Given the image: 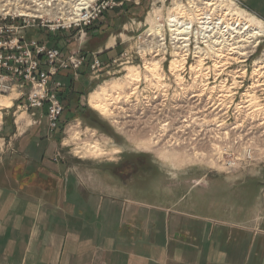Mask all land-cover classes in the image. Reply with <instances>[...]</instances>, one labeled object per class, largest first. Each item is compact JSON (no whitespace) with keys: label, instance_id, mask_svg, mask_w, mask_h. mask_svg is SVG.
<instances>
[{"label":"rangeland","instance_id":"obj_1","mask_svg":"<svg viewBox=\"0 0 264 264\" xmlns=\"http://www.w3.org/2000/svg\"><path fill=\"white\" fill-rule=\"evenodd\" d=\"M160 1L162 0H115L116 4L113 7L108 8L93 25L87 27L83 37H80L76 30L49 32L44 28H28L24 31L26 39L35 38L48 46L58 48L62 53V60L67 61L70 56L78 55L85 61L81 68L74 71L77 75L73 74L72 69L63 71L59 69V73L51 77V81H59L65 85V92L60 93L63 103L66 104V106L63 104L64 110L60 121L62 126L54 131L48 129L44 110L43 113L41 110L35 111L32 115L29 111L18 108V103L23 102L24 97L16 102L13 93L0 95V197L11 199L9 210L0 214V228L3 233L4 227L6 233L15 231L19 245L22 246L25 242L37 250L39 246L47 244L84 243L92 238L96 240L98 238V243H104L110 238L114 239V243L118 241L121 246L142 243L149 250V246L159 238L164 241L160 231L163 234L168 231L174 236L171 239L166 238L165 242L174 248L185 246L186 243L201 246L199 243H202L200 222L202 217L207 215L216 217L221 214L231 217L236 214L238 218L243 219L250 217L252 201L259 194V187L264 185L262 184L264 168H260L264 165L259 161L237 162L232 167L224 165V159L237 156V151H233L236 148V141L252 142L255 146L264 147V137L258 138L254 136V132L248 134L250 116L248 117L249 114L247 115L244 109L239 110L240 115L234 114L239 116L238 120L232 118L226 120L228 115L225 112L224 118L217 120H223L221 130L226 132L225 141L204 140L201 145L202 140L198 144L191 140L194 133L192 132L187 136L189 143L179 142L167 146L158 141L154 144L155 148L144 150L141 143L144 141L143 138H148L149 129L142 128L140 123L136 122L137 125H134V122L132 124L128 122L136 121V117L140 116V108L135 109L133 106L143 104L150 98L149 94L154 90L150 92L149 88L152 89L156 81L159 80L160 84L156 83L158 86H164L161 91L168 90L167 105L171 101L170 96L173 98L179 91L178 85L173 81L179 72L170 74L173 72L170 70V59L173 57L174 49H168L165 59L163 52L152 57L147 54L149 57H145L143 49L149 44L146 45L145 41V45L141 43V37L150 27L147 17L154 8H161L164 22L168 20L174 0H165L163 3ZM224 3L226 6L224 9L229 8L232 12H240L244 16H252L258 20L264 31V0H225ZM4 12L1 11L0 14ZM168 22L164 27L166 32L169 29ZM243 24L244 21L239 25L240 28ZM195 26L198 25L194 24V29L190 33L193 36L192 47L196 46L195 33L198 29ZM256 41L253 43V45L258 43L255 53L247 57L248 69L251 68V62L260 61L259 57L264 54V35L258 37ZM95 58L108 64L116 59L118 71H109L106 76H101L103 72L90 74L89 66L85 65V62L90 65ZM152 58L161 61V70L155 73V76H151L144 69L146 60ZM189 62L180 72L185 79L184 83L190 84L194 77L202 82L205 76L190 73L188 65L193 63V60ZM243 64L241 61L230 65L219 77L220 81L225 82L227 87L236 84V80L240 79L235 77L239 74L236 70L244 67ZM128 66L136 67L140 73L139 79L131 80L129 84L130 79L126 76ZM190 74L194 75L192 79ZM95 75H98L96 79ZM252 76L257 78L259 73L253 69ZM210 78L216 77L211 75ZM138 83L139 92L142 88V94L145 90L148 91L144 101L139 100L142 95H139L138 100L137 94L133 95V85ZM102 86L105 90H110L108 101L106 100L108 103L105 101V104L113 113L103 114L89 102L90 94ZM114 87L120 89L114 90ZM237 89L231 88L230 93L234 91L237 93L225 102L227 107L231 105L228 108L230 113L238 109L236 105L243 88ZM207 94L208 92H205V96ZM115 95L118 98L109 104ZM125 95H131L127 97V101H124ZM242 96L245 99V96L253 98L255 93L250 90ZM7 100L11 102L8 107L5 106ZM203 103L204 101H201L197 108L201 109ZM219 107L221 106L215 110L221 114L225 107L221 110ZM208 109L209 115L211 110ZM199 114L205 113L202 111ZM208 117H203L208 125H195V130L198 128L208 130L206 137L211 128H215V122L214 124L209 122ZM75 122H78V125L74 124ZM71 123L77 126V132H70ZM151 125H154L153 122ZM234 126L236 128H233ZM259 128H262V125L254 124L256 131H259ZM223 132L215 133L221 137ZM75 133L76 136L73 135ZM92 143H96L100 154L92 152L93 148H90ZM223 147L231 152L222 155ZM159 150L167 153L164 156L166 158H161ZM251 169L259 170L262 178L260 175L256 178L248 177ZM230 175L240 177L230 181L226 179ZM79 189L83 191L81 198L74 199L69 204L71 208L67 204L64 216L63 203L66 196L68 201L73 199V192H79ZM223 198L241 204V211L234 208L218 211L217 204L208 203L212 200L218 202ZM33 207L43 208L47 213L46 217L42 220L41 210L38 209L39 213L38 211L33 213L31 210ZM170 217L173 221L167 224ZM7 224L9 226H6ZM26 225L39 230L32 236L27 233ZM43 225L49 232L64 229L82 235L77 237L63 234L46 235ZM105 228L114 232L113 238L103 236L100 240L101 237L90 236L91 233L97 235L105 233ZM74 237L78 241H74ZM10 238L9 234L3 236L2 244ZM248 240L245 243L243 241V249L248 248L246 245ZM36 250L31 254H37ZM149 251L146 252L147 255L152 254ZM263 254L264 252L258 251V260ZM198 255L196 253L193 258L197 259Z\"/></svg>","mask_w":264,"mask_h":264},{"label":"bare ground","instance_id":"obj_2","mask_svg":"<svg viewBox=\"0 0 264 264\" xmlns=\"http://www.w3.org/2000/svg\"><path fill=\"white\" fill-rule=\"evenodd\" d=\"M80 1L82 4V0ZM163 1L165 0H162V2ZM224 2L225 0H196V7H185L188 9H184V7L181 5L180 0L173 1V4L171 6L173 8L169 12L170 14L167 17L168 20L166 19V22L170 21L167 24L170 28L168 29V32L170 37L174 40L173 57H171L172 60L170 59V70H172L173 72H170V74H174L177 71L179 72L173 80L175 81V84L178 85L177 87L179 91L176 93V95H174L173 98H171L170 96L171 101L169 102L168 106L166 102L169 101L167 92L168 90L162 89L161 91V88L164 86L160 87L157 85L159 83V80L156 81L157 84L155 83V86L152 87V89L149 88V91L151 90L150 92H152V90H154V92H152V94H149L150 98L146 100L144 99V97H146V93L148 91L146 92L145 90V93L142 94V88V90H140L141 92H139V83L133 85L134 87L132 88V90H134L133 95L137 94L136 100L139 99V95H142L140 96L139 100H145L143 104H137L133 106L135 109L139 107L141 110L140 116L136 117L137 120L128 121L131 122V124L134 122V125L140 123L142 125V128L149 129L147 136L148 138H143L144 141L141 143V147L144 150L152 149L154 147V144L158 141H161L162 144H166L167 146H169L170 144L172 145V143L176 145L179 142L181 144L189 143L187 141V136L191 135L192 132L194 133L191 137V140H193V142L195 141V143L197 144L200 143V140H202L200 145L205 142L204 140H207V142L215 141L214 139L225 141L226 132H223L221 130L223 120H217L222 117L224 118V112L228 115V117H226V120L231 118L234 120L239 119V116H235L234 114L240 115L241 111L230 113L227 106H224L226 97L223 94V91L226 85L224 82L222 83L220 81L219 77L222 76L224 70L230 67V65L241 63L242 60L240 59L241 57L239 55L251 52L253 49L252 43L256 39H258V37L264 35V31L261 28V25H259L260 23L258 22V20H256L252 16H244L240 12H232L231 10H229V8L224 9L226 7L224 5ZM201 3L202 5H200ZM160 6L163 7L164 5ZM79 9H84V7H81ZM1 11L7 12L9 11V9L8 7H0V12ZM23 12H26V10H24ZM32 12L41 15L46 11L44 9H40L38 11L35 10ZM61 15L64 14L56 11L53 15H51V17L59 18ZM147 21L150 23V27L146 31L148 34L146 35L147 38L145 42L146 45L149 44L147 45L149 48H146L145 46V48L143 49V51H145V56L148 54V49L151 51V49L155 46L156 42L154 36L163 35L164 27L166 24L164 22L165 19L163 18V15L161 13V8H154L147 17ZM242 21H244V24L243 27L240 28L239 25ZM187 22L191 23L192 25H198L195 26L198 30H196L195 33L197 38L194 37L196 38V46L193 47V36L192 34H190L191 31H188V27L184 26V24H187ZM199 38L201 41L198 40ZM157 46L159 47L160 43ZM259 59L261 60H257L255 62L253 61V69L257 74L259 73L260 69L264 67V54L262 57H259ZM192 60L193 63L188 65L190 73H195V76L199 75L200 77H205L201 82L200 80L198 81V79L194 77L193 74H190V78H194L190 84H185V79L181 76L180 72L181 69L186 66L188 61L192 62ZM160 62V59L155 58H152V60H146L147 64H144V69H146V72L151 76H155V73H158V71L161 70ZM139 74V70L136 69V67L128 66L126 75L128 79H130L128 81V84L129 82H131V80H138ZM211 75H214L216 78L211 79ZM258 79L259 77L254 78V83H256ZM115 89L120 88L114 87V90ZM103 91L107 92L104 93ZM108 91L110 90H105V87L102 86L99 90H96V92H92L89 97V102L92 107L96 110L98 109L103 114L113 113V111L109 110L110 108L108 109L107 104H105V101L108 99L107 96H110V93H108ZM205 92H208L206 96ZM125 96L126 98L124 101H127V97L131 95ZM115 98H118L117 95L114 96V99L110 100L109 104L114 103ZM201 101H204V103L202 104L203 107L199 109L197 107L200 105ZM10 105L11 102L7 100L5 106L8 107ZM218 106H221L219 107V110L225 107V109L222 110L221 114L219 113V111H216L218 110ZM194 108L196 109V111H194ZM208 108H210L211 110L209 115ZM202 111H204L205 114L198 115V113H202ZM195 114L197 116H195ZM204 116H209V122H211L212 124H214L215 122V128H211L208 137H206V135L208 134L207 129L198 128V130H195V125H208L207 123H205V120H203ZM162 117H164V119H162ZM152 122L154 125H151ZM155 123L158 125H156ZM74 124L78 125V122H75ZM70 125V132H75L77 126H73L72 123ZM233 128H236V126H234ZM218 131L223 132L224 137H220L215 133ZM76 134L77 133L73 135L76 136ZM92 134L93 133H91V135ZM90 148H93L92 152L100 154V149L96 146V143L90 144ZM166 154L167 153L165 152H159L161 158L166 156ZM188 156H190V154Z\"/></svg>","mask_w":264,"mask_h":264},{"label":"built area","instance_id":"obj_3","mask_svg":"<svg viewBox=\"0 0 264 264\" xmlns=\"http://www.w3.org/2000/svg\"><path fill=\"white\" fill-rule=\"evenodd\" d=\"M82 2L81 4L80 0H0V7H8L9 9L4 14H0V95L15 92L18 95L17 100H22L24 97L25 100L18 103V108L21 107L32 115L35 111L41 110L43 113L44 110V117L48 129L51 131L59 128L64 110V101L60 97V93L65 92L64 83L51 81V77L59 73V69L61 71L72 69L74 72L77 68L83 66L85 60L78 55L70 56L67 61L62 60V53L58 48L48 46L45 42L35 38L26 39L24 31L28 28H44L49 32H71V30H76L80 37H83L86 34L87 27L93 25L100 15L116 4L115 0H82ZM180 2L183 7L197 6L196 0H180ZM81 7H84V9H79ZM40 9H44L46 12L41 15L32 12ZM24 10L26 12H23ZM56 11L64 15L59 18H52L51 15ZM184 26L188 27V31L194 29L189 22ZM147 34L141 37L143 45L146 44L144 41ZM154 39L156 43L151 51L148 49L149 56L163 52V58L165 59L168 49H174V40L170 37L169 32L165 30L163 35H155ZM159 43L160 46L158 47L157 44ZM253 43L251 52L239 55L240 59L244 58L242 60L244 67L239 66L240 68L236 70L239 74H236L235 77L240 78L236 80L238 83L236 82L230 87L226 86L223 94L226 97V102L227 99L230 100L229 98L233 94L237 93L234 90V93H230L231 88L237 89L238 87L237 90L243 88L245 93L250 90L255 93V97L245 96V99L242 96L245 93L240 92L239 102L236 105L238 109L235 112L244 109L246 114H249L248 117L250 116L248 134L254 132V136L261 138L264 137V67L260 69L259 79L254 83L252 70L255 61L251 62V68L249 69L247 63L249 60L247 57L255 53L257 48L258 43L255 45ZM149 56L146 55L145 57ZM85 65L89 66L90 74L103 72L101 76H106L110 73L109 71H118L116 59L108 64L95 58L90 65L86 62ZM73 74L77 75L75 72ZM97 76L95 75V79ZM246 76H248L247 79H245ZM242 100L244 101L242 102ZM224 106L227 105L224 104ZM254 124L262 125V128L256 131ZM235 145L236 148L233 151H237V156L224 159L226 167H232L237 162L255 161H259L264 165V147L255 146L252 142L246 141L243 143L236 141ZM226 152L229 154L231 151L223 147L222 155H225Z\"/></svg>","mask_w":264,"mask_h":264},{"label":"crops","instance_id":"obj_4","mask_svg":"<svg viewBox=\"0 0 264 264\" xmlns=\"http://www.w3.org/2000/svg\"><path fill=\"white\" fill-rule=\"evenodd\" d=\"M13 94V98L17 102L18 95L15 92ZM259 175L261 177L259 170L253 169L247 174L251 178H256ZM238 177L240 176L230 175L226 179L231 181L232 179H239ZM226 179L224 180L227 181ZM78 193L80 194L79 196L77 195ZM82 193L81 189H79V192H73V199L71 198L69 201L66 196L63 203L64 216L67 204L71 208L69 204L74 199L81 198ZM208 203L217 204L218 208L216 209L218 211L233 208L236 211H241V204L235 201H227L225 198L218 202L212 200ZM9 204H11L10 198L2 199L0 197V214L2 212L6 213L9 210ZM38 209L37 207H33L31 210L33 213L36 211L39 213V210H41V219L43 220L47 213H45L43 208ZM209 210L210 208L207 212ZM236 217V214L232 217L231 215L223 214L216 217L210 215L202 217L200 221L202 224V243H199L201 246L186 243L185 246L180 245L174 248L172 247L173 245L165 242L166 238L171 239L174 235L168 233V231L164 234L160 231V235L164 236V241L162 242V239L159 238L157 242H153L149 246L150 251L142 243L121 246L118 244V241L114 243V239L107 238L104 243H98V238L97 240L92 238L84 243L65 242L58 245H42L37 250L35 247L37 254H31V252H35L33 246L25 242L22 243V246L19 245L20 242L16 232L8 231L6 233V228L4 227V233L0 228V264H264V254L258 260V251L264 252V185L259 187V194L252 201L250 217L248 219ZM172 221L170 217L167 224H170ZM6 226L9 225L7 224ZM27 228V233L32 236L38 232L36 230H39L37 228ZM47 230L49 229L43 225V231H45L46 235L59 236L63 234L70 237L82 235L79 232H67L64 229H57L56 232H49ZM105 231V233L101 232L100 235L91 233L90 236L101 237L100 240L103 236H112L113 238L114 232L109 231L108 228H105ZM8 234L11 238L2 244L3 236ZM73 240L78 241L75 237ZM247 240L249 241L246 244L248 248L243 249V241L245 243ZM147 251L152 252V254L147 255ZM196 253L199 255L197 259H194L193 255Z\"/></svg>","mask_w":264,"mask_h":264},{"label":"trees","instance_id":"obj_5","mask_svg":"<svg viewBox=\"0 0 264 264\" xmlns=\"http://www.w3.org/2000/svg\"><path fill=\"white\" fill-rule=\"evenodd\" d=\"M67 92H68V91H67ZM67 94H68V93H67ZM67 94H66V95H67ZM66 95H65V96H66ZM64 105L66 106V104H64ZM61 126H62V125H60L59 127H61Z\"/></svg>","mask_w":264,"mask_h":264}]
</instances>
